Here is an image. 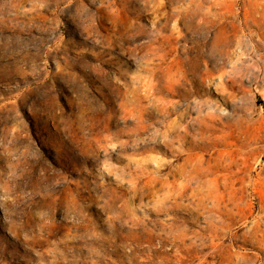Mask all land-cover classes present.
Returning <instances> with one entry per match:
<instances>
[{"label": "rangeland", "instance_id": "rangeland-1", "mask_svg": "<svg viewBox=\"0 0 264 264\" xmlns=\"http://www.w3.org/2000/svg\"><path fill=\"white\" fill-rule=\"evenodd\" d=\"M0 264H264V0H0Z\"/></svg>", "mask_w": 264, "mask_h": 264}, {"label": "bare ground", "instance_id": "bare-ground-1", "mask_svg": "<svg viewBox=\"0 0 264 264\" xmlns=\"http://www.w3.org/2000/svg\"><path fill=\"white\" fill-rule=\"evenodd\" d=\"M213 10V9H212ZM185 27V26H184ZM192 27V26H191ZM193 29V28H192ZM189 56V55H188ZM200 56V55H199ZM207 56V55H206ZM197 74V73H196ZM173 75V74H172ZM178 79V78H177ZM110 101V100H109Z\"/></svg>", "mask_w": 264, "mask_h": 264}]
</instances>
